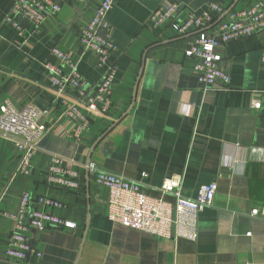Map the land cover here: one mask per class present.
<instances>
[{"label":"crops","instance_id":"crops-1","mask_svg":"<svg viewBox=\"0 0 264 264\" xmlns=\"http://www.w3.org/2000/svg\"><path fill=\"white\" fill-rule=\"evenodd\" d=\"M15 1L0 0V105L35 106L48 130L27 176L15 174L18 152L0 136V211L17 212L25 193L47 197L62 207L33 202L31 209L75 227L28 232L41 255L15 262L5 255L12 222L0 216V264H264V30L218 44L219 68L230 83L203 91L194 60L185 56L195 36L178 37L167 25L153 30L148 24L150 14L165 4L177 5L179 20H186L215 3L225 10L222 20L228 11L264 6V0H114L102 30L116 47L112 106L103 114L87 113L90 126L79 141L66 136L73 122L50 90L42 65L56 48L76 59L88 88L102 79L106 68L79 43L80 30L102 0H52L60 12L36 30L24 23L22 35L4 21ZM216 30L214 24L205 34L214 36ZM52 155L74 163L77 190L46 184ZM87 163L138 182L151 197H159V187L174 174L182 176L188 198L215 183L211 206L198 215L196 239H160L112 223L108 191L86 172ZM254 209L263 216L252 217Z\"/></svg>","mask_w":264,"mask_h":264},{"label":"built area","instance_id":"built-area-1","mask_svg":"<svg viewBox=\"0 0 264 264\" xmlns=\"http://www.w3.org/2000/svg\"><path fill=\"white\" fill-rule=\"evenodd\" d=\"M113 2L114 0H102L88 24L79 33L80 45L94 52L98 66L106 68L105 75L98 83L88 88L78 71L76 59L56 48H51V60L42 65L50 90L61 99L65 106L64 115L73 122L74 127L66 136L76 141L80 140L90 126L87 113L103 114L112 106V86L117 73L116 47L102 30L106 26V16ZM60 10V5L52 0H16L4 21L22 35L24 23L35 30L39 29L47 17L55 16ZM208 10L191 14L186 20H179L178 6L165 4L154 10L148 19L153 30L167 25L178 37L195 36L185 50V56L194 60L193 69L203 91L217 82L225 86L230 83L228 74L219 68L220 56L215 53L218 44H227L264 30V6L261 3L236 12L228 11L222 20H218V17L225 14L224 9L215 3H208ZM210 12H214L215 16ZM214 24L217 25L216 34L206 36V29ZM66 89L70 95L66 94ZM252 107L259 109L260 103L253 100ZM43 116L42 111L30 104L17 108L13 103L5 101L0 105V136L10 140L18 152L16 175L27 176L31 173L37 144L48 130L42 121ZM84 168L98 185L107 189V218L112 223L160 239L182 238L194 241L197 236L198 215L211 206L216 193V184L210 183L201 186L194 198L185 197L182 193L183 178L174 174L159 187L160 196L151 197L144 193L138 182L100 170L94 163H87ZM78 180V171L72 161L58 155L51 156L45 181L48 186L77 190ZM165 196H170L172 200H166ZM33 202L52 209L62 207L56 200L47 197L33 199L25 193L17 212L0 211V216L12 222L5 255L15 262L24 261L28 256L41 255L28 241V232L75 227L73 223L53 214L31 209ZM250 215L260 218L263 212L254 209Z\"/></svg>","mask_w":264,"mask_h":264},{"label":"trees","instance_id":"trees-1","mask_svg":"<svg viewBox=\"0 0 264 264\" xmlns=\"http://www.w3.org/2000/svg\"><path fill=\"white\" fill-rule=\"evenodd\" d=\"M234 12V11H233Z\"/></svg>","mask_w":264,"mask_h":264}]
</instances>
